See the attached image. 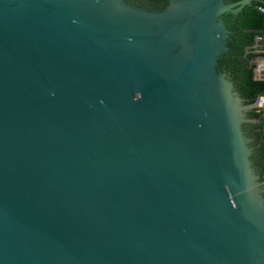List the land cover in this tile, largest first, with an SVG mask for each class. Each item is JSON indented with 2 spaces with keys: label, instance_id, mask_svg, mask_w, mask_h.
<instances>
[{
  "label": "water",
  "instance_id": "obj_1",
  "mask_svg": "<svg viewBox=\"0 0 264 264\" xmlns=\"http://www.w3.org/2000/svg\"><path fill=\"white\" fill-rule=\"evenodd\" d=\"M256 1L0 0V264H264L261 121L219 68Z\"/></svg>",
  "mask_w": 264,
  "mask_h": 264
},
{
  "label": "trees",
  "instance_id": "obj_2",
  "mask_svg": "<svg viewBox=\"0 0 264 264\" xmlns=\"http://www.w3.org/2000/svg\"><path fill=\"white\" fill-rule=\"evenodd\" d=\"M152 2H164L168 0H150ZM226 3L238 0H224ZM264 5V0L252 2L236 14L228 13L221 16L225 27L229 30L227 45L229 51L219 61V68L227 69L235 90L246 104H252L259 95H264V80L254 78L253 54H246L256 41V37L264 38V15L257 11V7ZM261 45V44H260ZM262 112L250 110L247 114L249 119H260L259 125L248 124L252 129H257V142L259 147L255 148L257 158L260 160L261 181L264 179V120ZM254 157H256L254 155Z\"/></svg>",
  "mask_w": 264,
  "mask_h": 264
},
{
  "label": "flooded vegetation",
  "instance_id": "obj_3",
  "mask_svg": "<svg viewBox=\"0 0 264 264\" xmlns=\"http://www.w3.org/2000/svg\"><path fill=\"white\" fill-rule=\"evenodd\" d=\"M131 5L143 9V10H148V11H159L163 9L166 5L164 2H152L150 0H125ZM223 71L227 72L226 68L222 69ZM228 73V72H227ZM244 132L246 137L250 141V146L252 148V163L254 168L256 169L257 173L260 175L261 171V165H260V160L257 158V153L255 148L259 147L260 144L257 142V132H259L257 129H252L249 125L244 126ZM254 155L256 157H254Z\"/></svg>",
  "mask_w": 264,
  "mask_h": 264
},
{
  "label": "crops",
  "instance_id": "obj_4",
  "mask_svg": "<svg viewBox=\"0 0 264 264\" xmlns=\"http://www.w3.org/2000/svg\"><path fill=\"white\" fill-rule=\"evenodd\" d=\"M246 54H253L254 58L252 59V63L254 65V78L258 80H264V49L263 47L255 41V44L247 49ZM262 112V117L264 120V112ZM261 121V120H260Z\"/></svg>",
  "mask_w": 264,
  "mask_h": 264
},
{
  "label": "built area",
  "instance_id": "obj_5",
  "mask_svg": "<svg viewBox=\"0 0 264 264\" xmlns=\"http://www.w3.org/2000/svg\"><path fill=\"white\" fill-rule=\"evenodd\" d=\"M257 11L260 12L262 15H264V5L258 6ZM256 41L261 44V46L264 49V38L258 36L256 37ZM254 105V109L256 111H263L264 112V95H259L255 98L254 102L252 103ZM262 186L264 185V179L263 182L260 183Z\"/></svg>",
  "mask_w": 264,
  "mask_h": 264
},
{
  "label": "rangeland",
  "instance_id": "obj_6",
  "mask_svg": "<svg viewBox=\"0 0 264 264\" xmlns=\"http://www.w3.org/2000/svg\"><path fill=\"white\" fill-rule=\"evenodd\" d=\"M254 111H256V110H254ZM256 112H258V111H256Z\"/></svg>",
  "mask_w": 264,
  "mask_h": 264
}]
</instances>
